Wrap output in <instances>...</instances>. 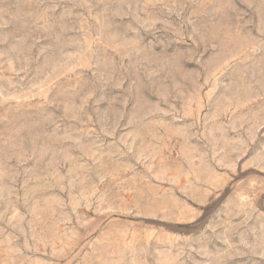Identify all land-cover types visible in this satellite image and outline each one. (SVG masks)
Wrapping results in <instances>:
<instances>
[{
    "label": "rangeland",
    "instance_id": "obj_1",
    "mask_svg": "<svg viewBox=\"0 0 264 264\" xmlns=\"http://www.w3.org/2000/svg\"><path fill=\"white\" fill-rule=\"evenodd\" d=\"M0 264H264V0H0Z\"/></svg>",
    "mask_w": 264,
    "mask_h": 264
}]
</instances>
